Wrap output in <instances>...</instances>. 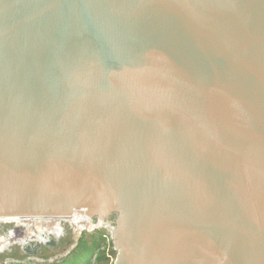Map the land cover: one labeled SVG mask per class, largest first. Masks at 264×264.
Segmentation results:
<instances>
[{
    "label": "water",
    "instance_id": "obj_1",
    "mask_svg": "<svg viewBox=\"0 0 264 264\" xmlns=\"http://www.w3.org/2000/svg\"><path fill=\"white\" fill-rule=\"evenodd\" d=\"M77 210L114 264H264V0H0V217Z\"/></svg>",
    "mask_w": 264,
    "mask_h": 264
},
{
    "label": "rangeland",
    "instance_id": "obj_2",
    "mask_svg": "<svg viewBox=\"0 0 264 264\" xmlns=\"http://www.w3.org/2000/svg\"><path fill=\"white\" fill-rule=\"evenodd\" d=\"M114 218H109L107 222H113ZM0 235L3 236L6 233H9V230L14 229L16 227V223L12 222H2L1 223ZM42 226L46 229V233L44 234L47 239L51 237V239L57 236H60L58 242L55 246L52 245H43L41 248L39 255L33 257L32 255L26 254L21 245L18 242H14L7 249L0 252V261L13 260L15 262L24 261V263H36V264H48L52 262L63 263L65 257L69 255V253L73 252L77 245L79 244L81 237L79 236L85 233H88L85 236L84 242H89V245L93 243L94 237H98L99 235L94 234L95 230L88 231L89 229L85 228L79 230L77 229V225L71 223L67 220L61 221L57 226L58 228H62V231H57L56 227L53 223H43ZM42 229V227H40ZM78 230V231H77ZM102 231V238L100 239V245L97 248H94L91 253L86 254L85 256L79 257L78 264H114L117 251L114 249V244L110 240L108 236L107 229H98ZM22 231L27 233H32L33 229L28 225L22 226ZM21 231V232H22ZM82 231V232H81ZM55 234V235H54ZM98 234V233H97ZM100 234V233H99ZM42 240H44L42 238ZM2 248H0L1 250ZM29 257V258H28ZM17 259V260H16Z\"/></svg>",
    "mask_w": 264,
    "mask_h": 264
},
{
    "label": "bare ground",
    "instance_id": "obj_3",
    "mask_svg": "<svg viewBox=\"0 0 264 264\" xmlns=\"http://www.w3.org/2000/svg\"><path fill=\"white\" fill-rule=\"evenodd\" d=\"M64 220L76 224L78 230L79 228L94 229L96 227L95 224H97L93 222V220L90 218L89 215L79 210L75 211L72 215L67 217L43 216V215L0 217V222L8 221V222L16 223V227H14V229L9 230V233H5L3 236L0 237V248H2L1 250H5L14 242H18L21 245L26 246L27 245L26 243L30 240L43 241L42 238L46 240L47 238L44 235L46 233V229L42 226V224L53 223L57 231H62V228H58L57 225ZM101 224H104V222L100 221L99 225ZM26 225H28L33 229L32 233H27L22 231V226H26ZM40 227H42V229ZM55 236L60 237L57 235Z\"/></svg>",
    "mask_w": 264,
    "mask_h": 264
},
{
    "label": "trees",
    "instance_id": "obj_4",
    "mask_svg": "<svg viewBox=\"0 0 264 264\" xmlns=\"http://www.w3.org/2000/svg\"><path fill=\"white\" fill-rule=\"evenodd\" d=\"M98 233V234H97ZM100 233V234H99ZM94 234L99 235L98 237H94L93 243L91 246L89 245V242H84L83 239H85V236L88 235V233L85 231L84 234H82L81 239L75 250L69 255H67L63 261V263H58V262H52L48 264H78L79 257L85 256L88 253H91L94 248L99 247L100 245V239L102 238V231H99L98 229L95 230ZM94 247V248H93ZM17 260V259H16ZM13 264H36V263H24V261H18L13 263ZM80 264V263H79Z\"/></svg>",
    "mask_w": 264,
    "mask_h": 264
},
{
    "label": "built area",
    "instance_id": "obj_5",
    "mask_svg": "<svg viewBox=\"0 0 264 264\" xmlns=\"http://www.w3.org/2000/svg\"><path fill=\"white\" fill-rule=\"evenodd\" d=\"M110 218H114V220H113V222H107V220H109V218L106 220V222L105 223H107V224H105V226H106V228L105 229H107L108 230V236L110 237V240L112 241V239H111V233H110V230L112 229V228H114L115 227V217H110ZM92 220H94V219H92ZM102 222V221H101ZM2 222H0V230H1V226H2V224H1ZM100 224V220L98 219V222H97V224H96V226L97 225H99ZM100 228H102V227H99V228H97V227H95L94 229H90V230H97V229H100ZM102 229H104V228H102ZM85 230V229H84ZM6 233V232H5ZM0 237H1V235H0ZM36 241V240H35ZM20 244V243H19ZM27 244V243H26ZM12 245V244H11ZM21 245V244H20ZM28 245V244H27ZM21 247H22V245H21ZM8 248V247H7ZM6 248V249H7ZM2 251H4V250H0V252H2ZM33 257H35V256H33ZM29 258V257H28ZM13 263H15V261H13V260H6V261H0V264H13ZM34 263V262H33Z\"/></svg>",
    "mask_w": 264,
    "mask_h": 264
},
{
    "label": "flooded vegetation",
    "instance_id": "obj_6",
    "mask_svg": "<svg viewBox=\"0 0 264 264\" xmlns=\"http://www.w3.org/2000/svg\"><path fill=\"white\" fill-rule=\"evenodd\" d=\"M93 222L97 223V222H98V219H97V218H96V219H94V220H93ZM103 222H104V224H106V223H105V222H106V220H104ZM104 224H101L102 226H101V225H99V226H101L102 228H104V229H105V228H106V226H105ZM95 225H96V224H95Z\"/></svg>",
    "mask_w": 264,
    "mask_h": 264
}]
</instances>
